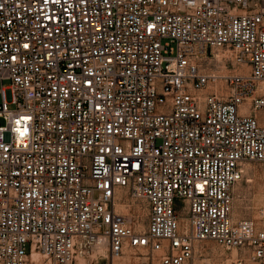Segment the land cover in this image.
<instances>
[{
	"label": "built area",
	"instance_id": "2783aa9c",
	"mask_svg": "<svg viewBox=\"0 0 264 264\" xmlns=\"http://www.w3.org/2000/svg\"><path fill=\"white\" fill-rule=\"evenodd\" d=\"M259 162L264 0H0V264H264Z\"/></svg>",
	"mask_w": 264,
	"mask_h": 264
},
{
	"label": "rangeland",
	"instance_id": "374dc122",
	"mask_svg": "<svg viewBox=\"0 0 264 264\" xmlns=\"http://www.w3.org/2000/svg\"><path fill=\"white\" fill-rule=\"evenodd\" d=\"M4 85H8V82L4 81ZM5 96L7 101L11 100L12 95L9 89L5 91ZM263 207L264 163H250L246 166L244 178L238 181L232 189L231 217L233 219L256 218L259 210ZM116 209L122 214H135V228L143 230L146 227V207L140 201H134L122 194L116 199ZM214 249L215 252L219 253L217 248ZM125 254L131 255L130 252H126ZM125 254L115 257L114 264H126L124 263V258H122ZM104 257H107V253ZM98 264H104V262L100 261ZM128 264H136V259L132 256V260Z\"/></svg>",
	"mask_w": 264,
	"mask_h": 264
},
{
	"label": "bare ground",
	"instance_id": "6f19581e",
	"mask_svg": "<svg viewBox=\"0 0 264 264\" xmlns=\"http://www.w3.org/2000/svg\"><path fill=\"white\" fill-rule=\"evenodd\" d=\"M248 165H249V164H248ZM98 253H99L100 255L103 254V256L106 255V248H105L104 246H102L101 249L99 248ZM122 258H124V263L128 264V262H129L130 260H132V255L125 254L124 256H122ZM112 264H114V259H113Z\"/></svg>",
	"mask_w": 264,
	"mask_h": 264
}]
</instances>
